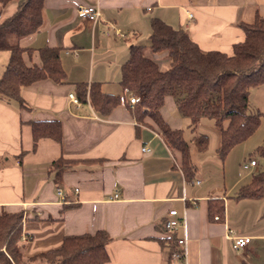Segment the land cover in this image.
Here are the masks:
<instances>
[{
  "label": "crops",
  "instance_id": "1",
  "mask_svg": "<svg viewBox=\"0 0 264 264\" xmlns=\"http://www.w3.org/2000/svg\"><path fill=\"white\" fill-rule=\"evenodd\" d=\"M81 4L97 5L101 18L80 16ZM257 13L264 15V0H45L40 28L20 44L61 47L68 82L46 78L24 86L22 97L32 109L0 99V214L25 211L27 255L56 248L67 235L106 230L111 239L105 264H264V197L233 196L248 180L229 177L211 155L220 144L218 128L200 123L210 147L200 152L191 145L197 174L188 180L181 154L166 144L153 120L140 125L137 135L128 105L103 115L69 95L76 94L78 82H98L107 93L127 96L120 83L122 65L132 44H150L154 18L186 29L203 50L232 55L234 44L246 37L240 23L253 22ZM151 54L168 66L164 54ZM24 59L42 63L38 51L24 53ZM252 99L264 113V85L252 90ZM178 111L175 98L167 95L161 112L172 128H183ZM49 119L61 120V141L43 137L34 147L30 122ZM60 157L105 161L79 164L58 179L49 165ZM213 165L225 171L214 175ZM215 197L225 201L222 221L209 217V200ZM172 209L182 223L170 232L166 219ZM235 236L251 241L236 247ZM180 238L186 241V258L174 260L172 246L178 248Z\"/></svg>",
  "mask_w": 264,
  "mask_h": 264
},
{
  "label": "trees",
  "instance_id": "2",
  "mask_svg": "<svg viewBox=\"0 0 264 264\" xmlns=\"http://www.w3.org/2000/svg\"><path fill=\"white\" fill-rule=\"evenodd\" d=\"M13 2L17 4L16 10L2 18L5 8ZM44 3L45 0H0V50L10 53L0 77V99L8 103L16 101L27 109L32 107L22 97L24 86L46 78L58 83L68 82L61 47L36 48L20 44L23 37L40 28ZM240 25L246 37L234 44V53L229 55L220 50H203L186 29L154 18L150 44H132L122 65L123 93H137L141 97L134 105H128L138 123L137 135L140 125H146L147 119L153 120L166 144L181 154V168L188 180L197 174L191 145L200 152L210 147L209 136L199 129L204 116L213 117L221 133L217 153L222 160L234 146L249 138L264 119V113L252 99V90L264 85V15L257 13L253 22ZM35 51L42 63L27 64L24 53L31 55ZM151 53L164 54L168 66L163 67ZM75 92L80 102H90L103 115L121 104L122 94L107 93L98 82H78ZM167 95H172L181 113L191 119L193 137L190 141L185 139L183 128H172L163 117L161 109ZM30 123L34 147L43 137L61 141V120H32ZM257 151L264 155V145ZM104 161V158L60 157L51 162L49 168L61 179L66 170L76 169L79 164ZM233 196L237 199L264 197V169L254 172ZM225 215L224 199L211 198L210 219L222 221ZM25 220L23 209L0 214V264H105L110 258L107 244L111 236L106 230L67 235L60 246L27 255L25 249L31 237L24 233ZM176 249L177 244L172 246V251Z\"/></svg>",
  "mask_w": 264,
  "mask_h": 264
},
{
  "label": "rangeland",
  "instance_id": "3",
  "mask_svg": "<svg viewBox=\"0 0 264 264\" xmlns=\"http://www.w3.org/2000/svg\"><path fill=\"white\" fill-rule=\"evenodd\" d=\"M16 6L17 4L15 2L10 3L3 11L2 18H6L10 14H12L16 10ZM9 55L10 53L8 50H0V69L4 67V63L8 62ZM179 111L178 113L184 117L183 119L184 120L183 122L184 137L186 140L190 141L193 137V132L190 126L191 119L187 116H184L181 113V111L180 112ZM201 122H205L208 125L212 126L213 128H216L215 120L213 117L204 116ZM210 130L213 131V129H210ZM260 145H264V119L261 125L259 126V128L245 141L234 146L223 160L219 157V155L216 152L211 153V155H214L216 158L221 160L222 165L224 164V166L226 167L229 177L234 176V174L237 177L246 175V180L249 181L254 172L260 169H264V155L257 151V148ZM204 152H207V151H204ZM202 154H205V153H202ZM251 158H254L258 161L257 167H253L247 171L242 170L241 165L246 161H250ZM214 166L215 165H213V167L211 166L212 173L214 172L222 173L225 171L223 167H220L221 170H219L218 168L214 169Z\"/></svg>",
  "mask_w": 264,
  "mask_h": 264
},
{
  "label": "built area",
  "instance_id": "4",
  "mask_svg": "<svg viewBox=\"0 0 264 264\" xmlns=\"http://www.w3.org/2000/svg\"><path fill=\"white\" fill-rule=\"evenodd\" d=\"M78 14L90 21H97L101 18V10L97 5H87V4H81L78 6ZM188 16L191 18L193 16L192 13H188ZM117 34L123 35L122 32L117 29ZM108 34L109 32L106 31ZM70 99L75 102L76 104H80V101L75 93H70ZM141 97L137 93H129L127 96L122 95L121 96V103L124 105H134L138 101H140ZM143 150H149L148 146H144ZM258 161L256 159H252L250 161H246L241 165L242 170L247 171L250 170L253 167H257ZM59 194L63 197V193L61 190L59 191ZM169 217L166 219V228L168 231L175 230L181 223L182 220L178 216L177 209H172L169 212ZM25 239L26 236H23ZM235 246L236 247H245L247 244L251 241V236H235ZM185 238H180L178 240L179 247L176 250H173L171 255L174 260H184L186 258V247H185Z\"/></svg>",
  "mask_w": 264,
  "mask_h": 264
}]
</instances>
